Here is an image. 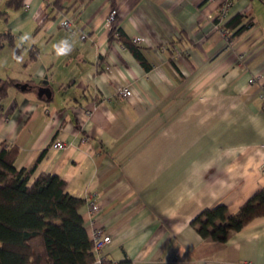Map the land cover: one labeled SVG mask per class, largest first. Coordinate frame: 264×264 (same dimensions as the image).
<instances>
[{
  "label": "crops",
  "instance_id": "1",
  "mask_svg": "<svg viewBox=\"0 0 264 264\" xmlns=\"http://www.w3.org/2000/svg\"><path fill=\"white\" fill-rule=\"evenodd\" d=\"M73 2L66 15H48L46 0H24L9 24L0 15V34H14L19 49L0 48V80L28 85L0 101V148L17 147L16 169L42 155L33 178L56 175L71 196L93 195L98 214L86 201L79 212L86 232L110 236L111 262L264 264V217L225 242L191 226L217 204L237 213L264 186V106L259 85L247 82L256 74L264 82V0H234L224 14L221 0ZM111 10L125 38L144 39L136 44L144 62L109 39ZM235 15L254 24L229 43L238 26L224 25ZM69 16L72 31L58 25ZM65 38L73 51L58 58L53 45ZM122 88L134 94L120 96Z\"/></svg>",
  "mask_w": 264,
  "mask_h": 264
},
{
  "label": "trees",
  "instance_id": "2",
  "mask_svg": "<svg viewBox=\"0 0 264 264\" xmlns=\"http://www.w3.org/2000/svg\"><path fill=\"white\" fill-rule=\"evenodd\" d=\"M23 1L8 0L7 7L18 10ZM46 1L48 15H66L74 5L73 0ZM115 20L116 17L109 39H117L144 62L136 44L124 37ZM253 24L252 17L235 15L224 25L226 31L238 26L227 41L230 43ZM5 43L12 45L15 53L19 51L9 31L0 34V48ZM37 55V50L31 49L30 60ZM15 83L0 80V101ZM17 153L15 146L0 148V264H94L93 242L79 212L85 200L71 196L59 176L39 174L33 178L42 155L29 168L16 169L13 161ZM259 217H264V186L253 192L237 213L229 215L225 205L217 204L203 209L192 219L191 226L203 239L225 242L233 232ZM110 263L106 259L102 264Z\"/></svg>",
  "mask_w": 264,
  "mask_h": 264
},
{
  "label": "built area",
  "instance_id": "3",
  "mask_svg": "<svg viewBox=\"0 0 264 264\" xmlns=\"http://www.w3.org/2000/svg\"><path fill=\"white\" fill-rule=\"evenodd\" d=\"M234 0H221V10L220 14H224V12L231 6ZM116 17V11L111 10L106 18V23L111 25L112 22L114 21ZM58 25L60 28L66 29V30H71L74 26V17L69 16V17H64L59 20ZM81 39H86L85 35H81ZM132 42L134 44H141L144 42V39L141 37H135L132 39ZM246 54H243L241 56V59L243 62V58ZM249 84H257L260 87V92H259V99L263 102L264 106V82H263V77L260 74L252 75L248 78L247 81ZM118 94L120 96H126L130 97L134 93L130 88H122L119 90ZM53 148L57 149H62L65 147L64 143L61 141H54L52 143ZM89 206L91 216H94L98 214L99 212V205L97 204L96 200L93 198V195L90 197H87L85 200ZM88 236L93 242V256H94V264H102L104 260H106L105 256V249L107 245L111 242V238L109 235L105 234L102 229L98 227H90L89 231L87 232ZM110 264H117L115 262H111Z\"/></svg>",
  "mask_w": 264,
  "mask_h": 264
},
{
  "label": "clouds",
  "instance_id": "4",
  "mask_svg": "<svg viewBox=\"0 0 264 264\" xmlns=\"http://www.w3.org/2000/svg\"><path fill=\"white\" fill-rule=\"evenodd\" d=\"M53 48L56 57H65L73 51V43L70 39L65 38L53 45Z\"/></svg>",
  "mask_w": 264,
  "mask_h": 264
},
{
  "label": "water",
  "instance_id": "5",
  "mask_svg": "<svg viewBox=\"0 0 264 264\" xmlns=\"http://www.w3.org/2000/svg\"><path fill=\"white\" fill-rule=\"evenodd\" d=\"M15 87L18 88L20 91H25L28 89V85L27 84H15ZM50 94H51V91L49 88H45V87H40L38 88L37 90V95L39 98H42V97H46V98H49L50 97Z\"/></svg>",
  "mask_w": 264,
  "mask_h": 264
},
{
  "label": "rangeland",
  "instance_id": "6",
  "mask_svg": "<svg viewBox=\"0 0 264 264\" xmlns=\"http://www.w3.org/2000/svg\"><path fill=\"white\" fill-rule=\"evenodd\" d=\"M14 10L15 9H13V8H8L7 7V12L8 13H7V16L5 15L6 17L3 16V18H2L3 20H1V24L2 25L9 24V23H11L14 20L12 17H10L14 13ZM5 32H7V31H5ZM12 35H14V34H12ZM15 39H17V38L14 36V40Z\"/></svg>",
  "mask_w": 264,
  "mask_h": 264
}]
</instances>
